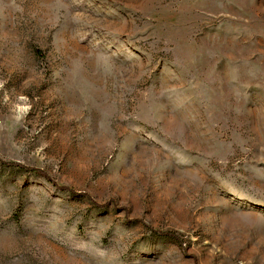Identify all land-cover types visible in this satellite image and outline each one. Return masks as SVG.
Returning a JSON list of instances; mask_svg holds the SVG:
<instances>
[{
  "label": "rangeland",
  "instance_id": "rangeland-1",
  "mask_svg": "<svg viewBox=\"0 0 264 264\" xmlns=\"http://www.w3.org/2000/svg\"><path fill=\"white\" fill-rule=\"evenodd\" d=\"M0 159V264H264V0H0Z\"/></svg>",
  "mask_w": 264,
  "mask_h": 264
},
{
  "label": "trees",
  "instance_id": "trees-1",
  "mask_svg": "<svg viewBox=\"0 0 264 264\" xmlns=\"http://www.w3.org/2000/svg\"><path fill=\"white\" fill-rule=\"evenodd\" d=\"M0 163H2L3 165H8V166H18L19 168L25 169V170H30V168H27L21 164L18 163H14V162H6L0 159ZM36 173L42 175L44 178H46L50 183H52L54 186L56 185L55 181L50 178L44 171L42 172V170L39 169H34ZM62 189H66L64 187H61ZM167 237H173L176 238L172 233H166Z\"/></svg>",
  "mask_w": 264,
  "mask_h": 264
}]
</instances>
